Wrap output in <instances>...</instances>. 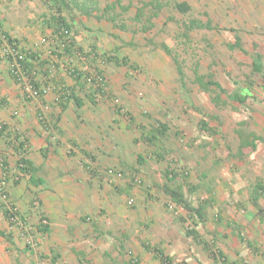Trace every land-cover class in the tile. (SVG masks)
Here are the masks:
<instances>
[{
	"label": "crops",
	"instance_id": "1",
	"mask_svg": "<svg viewBox=\"0 0 264 264\" xmlns=\"http://www.w3.org/2000/svg\"><path fill=\"white\" fill-rule=\"evenodd\" d=\"M5 6L0 5L2 28L26 49H38L39 42L29 39L35 35L34 27L27 21L19 27L14 19L19 23L20 17L9 18ZM44 32L50 34L51 28L45 25ZM77 34L76 41L82 44ZM59 73L60 81L71 90L67 101H63L64 108L54 85L40 97L25 98L8 63L0 56V170L5 161L7 170L2 182L9 197L6 206L0 205V231L10 235V240L0 235V264H162L158 251L172 259L169 264H214L209 250L222 251L236 264H264V217L249 200L248 205H233L225 219L217 215L216 219L198 222L195 229L205 239L201 238L208 247L204 248L203 243L183 233V226L189 223L181 217L187 211L161 198L165 194L162 190L163 195L159 193L158 173H153V179L143 174V181L152 182L144 183L142 189L135 179L128 182L123 173H108L111 167L126 168L128 163L142 165L145 161L142 152L134 153L139 142H154L144 139L151 124L136 117L145 108L142 103H133V107L128 103L131 109L120 110L106 85L105 93H92L90 89L87 94L82 91L81 81L63 70ZM156 103H147L146 116L151 117ZM127 117L134 118L138 125L132 129ZM19 141L24 142L20 153L15 150ZM20 155L38 167L37 175L45 180L43 185L27 183V176L16 168ZM156 156L163 159L160 154ZM237 186L234 188L240 190ZM252 190L253 186L247 190L248 196ZM125 193L143 199V203L134 207L129 203L131 197L124 201ZM127 201L131 207H126ZM171 203L176 218L166 211ZM240 206L242 213H236ZM4 207L15 211V222L5 218ZM41 216L48 223L45 232L39 229ZM223 226L228 230L224 231Z\"/></svg>",
	"mask_w": 264,
	"mask_h": 264
},
{
	"label": "rangeland",
	"instance_id": "2",
	"mask_svg": "<svg viewBox=\"0 0 264 264\" xmlns=\"http://www.w3.org/2000/svg\"><path fill=\"white\" fill-rule=\"evenodd\" d=\"M76 1L83 2L66 0L68 5L65 6L58 0L54 8H50L43 0H0V5L5 6L4 2L7 3L5 7L6 12L10 13L9 18L20 17L19 23L14 19L19 27L24 21L34 27L35 35L29 38L33 41L39 42L43 36L48 37L49 34L44 32L43 20L45 17L50 19L59 8L64 17L76 20V27L79 28L78 40L84 48L90 46L99 54L105 50L117 53L118 57L125 56L127 66L103 62L100 56L95 62L91 61V65H97L102 71L108 87L106 91L114 94L113 100L120 110L131 109L129 105L133 107L134 104L142 103L145 108L141 111L143 114L136 117L147 119L149 124L155 126L157 122L164 124L165 127L162 128V134L156 132L153 143L139 142L135 147L134 153L142 152L146 158L142 165L128 163L126 168L119 167L121 170L113 167L110 169L123 173L128 182L135 179L141 189L152 182L143 181V174H149L153 179V173H158L160 179L156 181L160 184L161 196L165 184H179L185 197L193 205L207 199V219H216L217 215L225 219L233 205H248L247 190L250 191L258 182L264 185V144L258 142L256 148L247 156L237 158L233 156L238 152L235 132L240 128L264 136V94L262 91L255 92L263 99L262 102L259 99L258 103L240 105L230 101L226 94L220 93L223 103L217 106L211 100L215 93L209 94L200 90L193 79L195 69L200 74L211 73L229 92L236 89L245 76L250 74V55L254 51L261 53L264 62V0H161L166 4L158 14L150 20L145 14L139 22L133 18L137 8L149 0H120V4L109 9L102 19H97L94 15H101L103 9L115 0L85 1L87 5L93 3L97 6L89 17L80 13L75 6ZM181 1L190 5L189 12L182 14L174 9L173 3ZM127 5L128 10L124 11L122 7ZM145 11L147 14L151 13L150 7H146ZM109 16H114L116 21L111 22L107 18ZM192 19L201 20L203 23L210 22L213 29L188 30L187 38L180 35L184 29L183 24ZM94 24L99 27H92ZM114 24L125 25V28L115 27ZM143 27L146 29L143 30ZM237 35L244 52L230 50L226 46L227 43H233L234 36ZM162 42L177 54L184 72V85L179 80L171 56L159 46ZM79 61L75 57L74 65L84 67ZM252 77L259 80L257 76ZM81 88L89 94L93 87L82 83ZM146 98L148 100L144 101ZM150 98L157 103L155 110H151V117H148L145 113L149 110V104H153ZM130 119L128 123L133 129L138 123L134 118ZM202 119L217 133L208 134L201 129L199 122ZM157 154L162 155L163 159L159 160ZM164 163L167 165L165 168L162 166ZM167 168L175 172L176 179L167 181L164 176ZM235 185L240 190H236ZM128 197H131L129 200L134 207L138 208L143 203V199L126 193L124 201ZM161 198L169 200L166 194ZM34 202L37 203V200ZM131 204L127 201L126 207H131ZM259 204L264 207V193ZM237 208L236 213H242L241 206ZM173 210L172 203L171 206H166L169 216L176 218ZM181 218L184 222H191L186 214ZM188 225L183 226V233ZM223 230L228 229L223 226ZM222 240L229 241L228 237H223Z\"/></svg>",
	"mask_w": 264,
	"mask_h": 264
},
{
	"label": "trees",
	"instance_id": "3",
	"mask_svg": "<svg viewBox=\"0 0 264 264\" xmlns=\"http://www.w3.org/2000/svg\"><path fill=\"white\" fill-rule=\"evenodd\" d=\"M50 8H54V4L58 0H43ZM88 0H83V2L76 1L75 6L80 10V13L86 17L92 16L94 8H97V6L93 3L91 5H87L86 2ZM61 5L67 6L66 0H60ZM89 3V4H90ZM52 4V5H51ZM120 4V0H115L110 5H107L101 15L96 14L94 15L97 19H102L109 9L115 7L116 5ZM166 4V2L162 3L161 0H149L148 2H143L140 7L137 8V12L134 15V20L136 22H139L141 20V17L143 15H147V19H152V16H155L158 14L160 9L163 7V5ZM121 6V5H120ZM146 7H150L151 13L147 14L145 9ZM174 9L179 11L180 13L184 14L189 12L190 5L185 2H175L173 3ZM124 11L128 10V5L125 7H122ZM153 11V12H152ZM111 22H115L116 18L114 16L107 17ZM76 20L67 19L63 16V14L59 11V8L56 9V12L51 16L49 19L48 17L43 20L44 26H48L51 28V33L47 36H43L41 39H39V48L38 49H29L25 48L21 45L20 41L15 38L14 36L10 35L8 31L2 28L1 22H0V35L5 37V43L7 42L10 45H13L15 48H17L18 54L21 57L18 59L19 65H20V71L22 75L25 76V80L29 82V84L33 87V89H36L38 91V96L40 97L47 88L54 85V87H57L59 91V99L61 103V107L64 108L65 104L63 101H67V98L71 95V90L69 87L63 84L62 81H60L61 74L59 73V69L63 70L64 73L71 76L75 80H79L82 83L88 84L94 88L92 93H104L105 92V79L102 74V71L98 68L97 65L92 66L91 61H96L99 59V56L101 57V60L103 62H115L117 65L127 66V60L125 56L118 57L117 53L110 52V51H102L101 54H99L97 51L94 50V47L84 48L81 44H79L76 41V33L78 32L76 29ZM114 26L119 28H125V25H117L114 24ZM184 29L180 32V35H183L187 38V32L188 30H194L199 28H207V29H213L210 22L203 23L201 20L192 19L189 21V23L183 24ZM143 30L146 28L143 27ZM0 36V55L1 51L4 48L5 43L4 39ZM50 40L51 46H46L44 40ZM159 46L161 49L168 55L171 56V59L173 60V63L175 65L176 71L179 75V80L184 85V72L181 67V62L179 61V58L173 50L166 45L164 42L160 43ZM230 50L237 49L242 52H244V48L241 45L240 37L234 36V42L233 43H227L226 45ZM116 54V55H114ZM78 56H84L85 60H80L82 64L85 65V68L80 66H75L72 69H69V67L64 69V67H60L61 63L60 60L64 63V60H69L70 58H75ZM252 56V57H251ZM251 62H250V74H247L245 76V79L241 81V84L232 91H226L225 88L222 87V85L214 78V76L210 74H200L198 72V69L194 70V82L195 84L200 88V90L207 92L209 94L215 93V95L211 96L212 102L219 106V104H222L223 101L220 99L219 94L223 93L226 94L227 98L236 104H246V103H252V102H259V97L255 94L257 91H262L264 94V62L262 59V55L258 51H254L251 55ZM2 58V57H1ZM4 60L8 63V68L10 71L11 76L13 79L20 85L22 88L24 87L25 80L22 78V75L15 74L10 67V63L12 62V58L10 55H4ZM18 58V57H16ZM94 61V62H95ZM65 65V64H64ZM60 67V68H59ZM198 67V66H197ZM94 76L100 77V85L94 86L93 84L88 82V79H90L93 82H96L95 79H93ZM257 76L259 80L254 79ZM234 82V81H233ZM234 84H237L235 81ZM23 96L25 98H33L30 96H27L26 92H23ZM75 98V97H74ZM264 99V98H263ZM263 99H260V102H262ZM78 104L80 102L78 101ZM200 112V109H198ZM200 128L207 131L208 134L211 133H217L214 132L213 129L208 125L207 121L200 120L199 122ZM161 127V128H160ZM164 124H159L157 122V125L151 124L150 131H147V135H145L146 140L149 142L153 141L157 133L162 134V128H164ZM236 137H237V149L238 152L233 154V156L237 158H244L247 156V154L254 150L257 146L258 142H264L263 137L258 135L254 131H244L240 128L236 129ZM18 135L15 136V139H18ZM23 141H19V144L15 146V150H17L18 153H20L23 150ZM142 159V156H139L138 161ZM2 162V161H1ZM16 168L20 171L22 176H27V183H29L32 186L38 187L39 185H43L45 180L37 175L38 167L28 158L24 157L23 155H20L19 159L17 160ZM7 170V164L5 161L2 162V167L0 170V180L4 181V171ZM109 170V169H108ZM113 172L116 174L120 172L115 171L112 169ZM171 174V176H169ZM167 179L171 181L172 179L176 178L175 172L172 170H167L166 172ZM185 177V176H184ZM21 178V175L18 174V179ZM186 178V177H185ZM188 185V184H186ZM254 190H252L249 193V202L252 204V206L257 210V213L261 216H264V207H262L259 204V199L263 196L264 193V185L262 183H257V185H253ZM165 194L169 197L171 202H174L176 205H180L183 209L187 211V217L191 220L188 227L185 230V234L188 237H191L193 241L196 243H203L204 248H208L206 243L201 239L199 232L195 229V226H197L198 222H203L206 217V208L208 205L207 199H202L199 201L196 205H193L186 197L182 190L181 185L177 184L176 186H170L168 184H165L164 190ZM37 199H34V201ZM3 205L6 204V202H2ZM6 206V205H5ZM36 209L39 210V206L35 204ZM15 212V211H14ZM14 212H9L8 208L4 207V216L9 222H15L12 221V218L15 217ZM16 218V217H15ZM17 219V218H16ZM184 220V219H183ZM41 226L39 227L40 230L43 232L48 230V223L46 221V218L44 216H41L39 219ZM0 235L7 237L8 240H10V235L5 234L4 231H0ZM160 255L162 256L161 263L162 264H169L171 263L172 259H168L167 257H164L162 255L161 251H158ZM209 257L213 259L214 264H236L233 261H229L222 251H214L209 250Z\"/></svg>",
	"mask_w": 264,
	"mask_h": 264
},
{
	"label": "built area",
	"instance_id": "4",
	"mask_svg": "<svg viewBox=\"0 0 264 264\" xmlns=\"http://www.w3.org/2000/svg\"><path fill=\"white\" fill-rule=\"evenodd\" d=\"M1 37H3L2 35H0ZM2 40L4 39V43H5V37L1 38ZM45 44L48 46H51L50 45V40H44ZM3 50L1 51V57L3 59L4 58V55H10L11 58H12V62L10 63V67H11V70L16 74H19V75H22L21 71H20V65H19V62H18V59H20L21 57L19 56L18 54V51H17V48H15L13 45H10L8 44L7 42L5 43V46L4 48H2ZM18 57V58H16ZM80 59L82 60H85V57L84 56H78ZM74 58H70L69 60H64V63L60 60V63H61V67H64L65 71L66 69L69 67V69H72L74 67ZM65 64V65H64ZM85 68V67H84ZM22 78L25 80V76L22 75ZM93 79L96 80V82H93L88 79V82L93 84L94 86L96 85H100L101 82H100V77L98 76H94ZM23 92H26L27 93V96H30V97H37L38 96V91L36 89H33V87L29 84V82L27 80H25L24 82V87H23ZM113 172L112 169H109L108 170V173H111ZM117 175H120L119 173H117ZM8 200V197H7V193L4 189V185H3V182L0 181V202H6ZM131 201H129L130 203ZM36 205H38L37 203H35ZM13 220L15 219V217L12 218Z\"/></svg>",
	"mask_w": 264,
	"mask_h": 264
},
{
	"label": "clouds",
	"instance_id": "5",
	"mask_svg": "<svg viewBox=\"0 0 264 264\" xmlns=\"http://www.w3.org/2000/svg\"><path fill=\"white\" fill-rule=\"evenodd\" d=\"M76 58H77V57H76ZM77 59L82 60V59H80L79 57H78ZM84 67H85V66H84Z\"/></svg>",
	"mask_w": 264,
	"mask_h": 264
}]
</instances>
